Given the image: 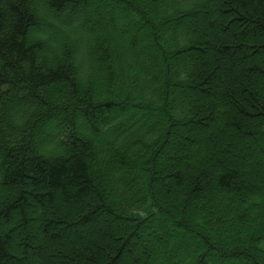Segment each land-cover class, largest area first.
<instances>
[{
	"label": "trees",
	"instance_id": "1",
	"mask_svg": "<svg viewBox=\"0 0 264 264\" xmlns=\"http://www.w3.org/2000/svg\"><path fill=\"white\" fill-rule=\"evenodd\" d=\"M263 241L264 0H0V264Z\"/></svg>",
	"mask_w": 264,
	"mask_h": 264
},
{
	"label": "rangeland",
	"instance_id": "2",
	"mask_svg": "<svg viewBox=\"0 0 264 264\" xmlns=\"http://www.w3.org/2000/svg\"><path fill=\"white\" fill-rule=\"evenodd\" d=\"M256 158H257V157L254 155V159H256ZM259 159L261 160V158H259ZM257 161H258V160H257ZM257 161H255L254 164L257 163ZM254 164H251V165H252V166H251L252 168H254ZM251 167H250V168H251ZM254 222H255V221H254ZM251 227L253 228V227H255V225L253 224V226H251ZM261 246L264 248V241L261 243Z\"/></svg>",
	"mask_w": 264,
	"mask_h": 264
}]
</instances>
